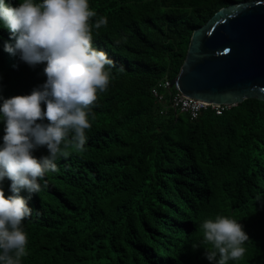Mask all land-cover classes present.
Segmentation results:
<instances>
[{"label": "trees", "instance_id": "obj_1", "mask_svg": "<svg viewBox=\"0 0 264 264\" xmlns=\"http://www.w3.org/2000/svg\"><path fill=\"white\" fill-rule=\"evenodd\" d=\"M245 1L89 0L92 23L107 17L92 44L114 61L110 83L91 106L84 150L70 147L28 200L22 264H210L192 244L200 222L218 214L238 219L250 238L235 264H264V100L191 119L160 113L151 92L177 75L193 30ZM5 41L14 38L0 27V98L28 94L46 79L44 64L29 66Z\"/></svg>", "mask_w": 264, "mask_h": 264}, {"label": "clouds", "instance_id": "obj_2", "mask_svg": "<svg viewBox=\"0 0 264 264\" xmlns=\"http://www.w3.org/2000/svg\"><path fill=\"white\" fill-rule=\"evenodd\" d=\"M96 16L89 0H18L15 5L0 0V27L14 38L4 42V50L29 66L43 63L46 76L28 94L0 98V264H22L28 243L22 221L32 214L28 200L46 186L44 177L57 170L60 156L70 147L83 151L86 146L91 106L107 89L114 67L92 44L93 28L108 23L104 16L92 23ZM41 147L46 154L35 155ZM200 228V242L192 247H203L210 264H235L245 256L250 238L238 219L218 214L202 220Z\"/></svg>", "mask_w": 264, "mask_h": 264}, {"label": "water", "instance_id": "obj_3", "mask_svg": "<svg viewBox=\"0 0 264 264\" xmlns=\"http://www.w3.org/2000/svg\"><path fill=\"white\" fill-rule=\"evenodd\" d=\"M171 86L216 104L264 100V0L222 7L193 30Z\"/></svg>", "mask_w": 264, "mask_h": 264}, {"label": "built area", "instance_id": "obj_4", "mask_svg": "<svg viewBox=\"0 0 264 264\" xmlns=\"http://www.w3.org/2000/svg\"><path fill=\"white\" fill-rule=\"evenodd\" d=\"M173 89L175 88L171 86V80L167 78L158 80L156 85L151 88L153 96L160 104V113H165L168 109H171L175 112L186 113L191 119H195L206 108H211L216 114H221L233 105L202 101Z\"/></svg>", "mask_w": 264, "mask_h": 264}]
</instances>
